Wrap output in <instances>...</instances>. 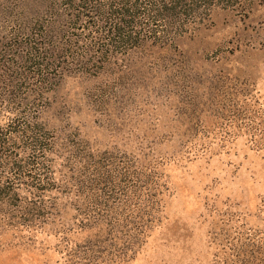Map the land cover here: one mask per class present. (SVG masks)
<instances>
[{"label": "rangeland", "instance_id": "374dc122", "mask_svg": "<svg viewBox=\"0 0 264 264\" xmlns=\"http://www.w3.org/2000/svg\"><path fill=\"white\" fill-rule=\"evenodd\" d=\"M65 2L0 0V42L61 29ZM171 30L43 92L58 187L14 186L0 264H264V0Z\"/></svg>", "mask_w": 264, "mask_h": 264}, {"label": "trees", "instance_id": "16d2710c", "mask_svg": "<svg viewBox=\"0 0 264 264\" xmlns=\"http://www.w3.org/2000/svg\"><path fill=\"white\" fill-rule=\"evenodd\" d=\"M240 1L245 0H66L61 29L26 27L5 36L0 42V121L5 122L0 126V208L18 206L16 184L41 195L57 190L48 159L52 136L40 123L37 106L70 67L100 62L146 40L160 42L173 33L174 24L189 23L199 11ZM140 174L148 175L145 169ZM38 198L25 204L27 216L40 215L44 201Z\"/></svg>", "mask_w": 264, "mask_h": 264}]
</instances>
